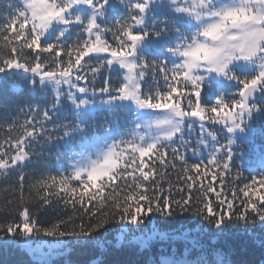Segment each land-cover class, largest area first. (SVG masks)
<instances>
[{
    "label": "snow or ice",
    "instance_id": "snow-or-ice-1",
    "mask_svg": "<svg viewBox=\"0 0 264 264\" xmlns=\"http://www.w3.org/2000/svg\"><path fill=\"white\" fill-rule=\"evenodd\" d=\"M18 2L21 6L7 24H0V74H4L5 81L11 72L16 81L27 80L33 88L51 87L55 103L51 109H41L33 97L26 109H20L19 114L25 119H13L6 129L0 124V133H8L0 135V175L30 161L32 146L41 138L52 139L45 124L52 120L65 95L61 91L64 85L68 86L66 95L76 110L77 122L62 125L63 136H83L86 126L95 119L97 90L82 87L80 82H87L89 74L94 79L101 69L111 71L115 65L123 70L118 86L112 87L106 79L99 93L108 96L102 103L128 108L134 116V128L127 133L128 139L123 138L125 134H120V139L95 135L93 140L102 139V144H85L71 161L70 171L41 177L29 186V194L35 192L44 204H50L52 196H65L66 204L73 209L79 205L89 213L90 220L96 218L95 223H72L65 230L72 221L70 217L69 221L38 227L24 207L21 223L0 224V243L20 246L33 254L39 250L40 242L34 239L39 236L73 237L87 245L94 236L107 231L106 226L112 221L123 226L119 238L124 240L129 225L138 229L154 214L167 219L184 212L200 216L219 231L233 221L264 227V171L252 176L243 187L232 188V200L222 197L223 177L231 170L237 133L246 134L243 139L247 140L253 133L249 122L254 114L264 113V108L250 102L257 94L264 96V0H169V7L176 14L173 25L177 42L160 55H167L170 63L147 58L151 55L148 44L152 38L167 32L166 22L159 31L155 24L147 23L158 0H119L128 9V15L116 21L115 30L106 26V12L114 6L112 0ZM73 28L79 31L76 41L69 46L64 38ZM108 33L112 34L111 42L106 38ZM149 72L153 77H161L163 90L155 79V88L148 84L145 77ZM223 81L236 82L239 98L227 97L220 88L213 91V85ZM205 88L214 96V102H201ZM197 119L202 130L198 145L219 144L216 132L206 130L205 122L220 125L230 135L226 144L213 147L207 163L189 164L179 148H171V165L175 167L176 161L180 162L189 190L186 197L172 199L156 185V168L149 161L166 163L175 138L186 147L185 129H190ZM258 167L264 169V156ZM218 175L221 191L217 192L211 182L205 190L202 177L210 176L211 181H216ZM239 175L237 170V179ZM23 181L21 174V200ZM197 184L203 190L202 198L198 196L194 202L192 189ZM237 192L242 197V210L238 213L233 211ZM210 193L216 194L215 208ZM173 239L171 233L155 226L140 237L133 236V241L145 251L154 241ZM186 251L187 255L163 256L158 264H225L219 256L209 260L202 250L190 259L192 249Z\"/></svg>",
    "mask_w": 264,
    "mask_h": 264
},
{
    "label": "trees",
    "instance_id": "trees-1",
    "mask_svg": "<svg viewBox=\"0 0 264 264\" xmlns=\"http://www.w3.org/2000/svg\"><path fill=\"white\" fill-rule=\"evenodd\" d=\"M113 7L106 12L107 27L115 30L116 21L122 17H127L128 9L119 0H112ZM18 0H0V24H7L8 19L20 8ZM176 14L169 7V0H158L152 7L147 17V23L151 26L155 24L157 31L167 26V32L161 37H153L148 44V59H162L170 63V58L165 53L167 48L173 47L177 42V35L174 29L173 21ZM179 26V25H177ZM78 28H73L66 34L64 42L71 46L77 39ZM183 31V27H181ZM106 38L112 41V34L108 33ZM47 55V54H45ZM95 65L96 61H92ZM240 74V73H238ZM5 81L4 76L0 78V124L11 123L13 119L23 120L25 116L20 115V109L27 108V102L35 97L41 109H51L55 103V93L51 87L42 88L40 86L30 85L27 80L16 81L12 74ZM123 70L114 66L110 71L107 68L101 71L93 79L89 74L88 81L85 84L90 89H100L105 86V80H109L112 87H116L121 82ZM149 85L155 88L153 79L158 81V86L163 90V80L157 74L152 76L151 72L145 77ZM20 82L21 87L15 89L13 82ZM220 88L229 98H239L237 93L238 85L234 81H223L213 85V91ZM31 93V94H30ZM202 103L214 102V96H210L207 88L201 94ZM255 104L264 108V96ZM106 112V110H104ZM50 115L52 112L50 111ZM100 119L110 124L111 120L106 113ZM75 111L67 99H63L59 104L55 115L51 121L45 124L49 130L48 136L51 140L41 138L39 142L33 144L34 152L30 161L26 162L22 168H16L6 175H0V224H19L22 222L20 213L24 207L29 209L38 227H48L58 221H72L65 226V230L70 229L72 223L79 225L81 221L85 226L89 223H95L96 218L89 219V213L80 209L79 205L73 209L71 204H66L65 196H52L50 204H44L35 192L29 194V186L41 177L48 175H57L60 171L67 173L70 171L69 159L71 152L79 149L78 134L70 137H64V124L74 125L76 123ZM253 133L247 140L243 137L246 134L237 133V144L234 146V157L231 170L223 177L224 187L222 197L232 200V188L243 187L245 183L250 182L251 177L264 171L258 167L260 158L264 156V113L254 114L253 120L249 122ZM205 129L216 132L219 144L210 142L207 146L198 145L202 130L200 121L195 120L191 128L186 127L183 139L188 141L185 147L179 138H175V143L169 146L166 163L158 161H149L156 168V185L164 190L165 195H171L172 199H181L188 194L187 182L183 179L184 173L181 171L182 165L177 160L176 166L172 167L173 154L172 147L179 148L184 153L189 164L199 163L207 160L213 147H219L220 144H226L229 135L220 125H212L205 122ZM6 131L0 135H7ZM196 149V154L193 150ZM147 170V169H146ZM237 170L239 179L236 178ZM216 171V169H210ZM24 176V199L21 200L19 192V176ZM193 175V173H188ZM205 184V190L208 183H212L217 192L221 191L220 177L216 181H211V177H202ZM169 186L171 192L169 193ZM202 191L197 187L192 189V197L195 202L198 196L202 198ZM233 211L238 213L242 210L240 204L241 195L236 194ZM209 198L213 201V207L217 205L216 194L210 193ZM175 207V205H173ZM99 215V213H98ZM251 217V213H249ZM151 221V222H150ZM155 226L161 231L171 233L174 239L171 241H154L150 248L145 251L139 244L133 241V236L140 237L142 233L150 231ZM107 231H102L94 236L87 245L77 242L73 237H49L39 236L34 239L40 242L39 250L33 252L20 246L4 245L0 243V264H158L163 256L175 254L187 255V249H192L191 256L194 258L199 251H203L209 260L213 256H219L225 261V264H264V227L258 224H244L243 222L230 223L223 231L213 228L200 216L192 212L179 213L172 218H163L159 215H152L143 225L137 229L136 226L129 225L125 230L124 240H120L123 226L116 221L110 222ZM3 235V233H0ZM106 242V243H105ZM35 248L36 246L33 245Z\"/></svg>",
    "mask_w": 264,
    "mask_h": 264
},
{
    "label": "rangeland",
    "instance_id": "rangeland-1",
    "mask_svg": "<svg viewBox=\"0 0 264 264\" xmlns=\"http://www.w3.org/2000/svg\"><path fill=\"white\" fill-rule=\"evenodd\" d=\"M3 76L4 74H0V78ZM80 85L82 87L89 88L85 84L84 81H81ZM13 86L15 89H19L21 87V84L20 82H13ZM96 90H97V95L95 97L96 106H95V111H94L95 119L90 121L89 124L86 126V131L83 134V136L80 133H75V134H78L81 138L78 141L79 149L73 150L71 152V158L69 159L70 167H71V161L76 158L75 154L80 152L82 150V147L85 144H87L88 146H92L93 144H95L96 146H99L102 144L103 142L102 139L93 140V137L95 135H98L101 138L111 137L114 139H120L121 138L120 134H125L123 138L128 139L129 136L127 135V133H130L132 129L134 128V116L129 111V109L125 107L116 106V105L109 106L107 103H102V101H107L108 96L107 94L101 95L99 93V89H96ZM61 91L62 93L65 94L61 97V102H62L63 99H67L66 93L68 91V86L67 85L62 86ZM78 95L83 96V94H78ZM88 95H89V98H91V92H89ZM124 103H127V102H124ZM72 107L74 109L73 105ZM104 110H106V112ZM74 111L76 110L74 109ZM106 113L109 115V119L111 120L110 121L111 123L110 124L107 123L105 125V123L100 119V117L104 116ZM94 129L96 130L95 132H94ZM84 137H87L88 139L84 140Z\"/></svg>",
    "mask_w": 264,
    "mask_h": 264
},
{
    "label": "water",
    "instance_id": "water-1",
    "mask_svg": "<svg viewBox=\"0 0 264 264\" xmlns=\"http://www.w3.org/2000/svg\"><path fill=\"white\" fill-rule=\"evenodd\" d=\"M260 98H261V95L257 94L255 100H254V101H250V102H256V101H258Z\"/></svg>",
    "mask_w": 264,
    "mask_h": 264
}]
</instances>
